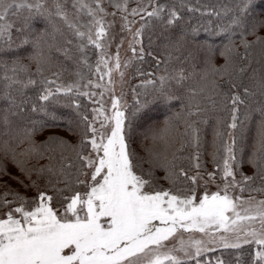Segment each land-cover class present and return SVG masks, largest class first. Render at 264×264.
<instances>
[{
  "label": "snow or ice",
  "instance_id": "snow-or-ice-1",
  "mask_svg": "<svg viewBox=\"0 0 264 264\" xmlns=\"http://www.w3.org/2000/svg\"><path fill=\"white\" fill-rule=\"evenodd\" d=\"M95 8L84 0H74L73 8L77 13L87 10L91 20L87 24H79L69 17L65 6L54 0V11L47 8L41 0H0V36L10 33L14 21L10 17H20L23 10H28V17L24 18L25 27L33 17H43L50 21L52 16L63 20L69 29L73 31L78 43L75 45L81 53L79 63L87 68L90 75L97 79H89L82 83L84 76L78 71L79 77L75 83L63 85L59 83L60 73H52L56 79H48L44 71L50 65L51 57L45 54L44 43L41 39L33 41V52L28 59L36 64V75L39 81L29 76L25 80L14 76H5L9 81L6 89L15 90L19 96H24V90L39 83L42 91L39 94L41 102L39 109L33 105L32 111L45 112L44 102L54 100L59 95L75 94L87 97L91 103L97 105L92 109V117L87 114L81 116L82 131L78 134L75 144H69L66 140L50 135L43 143H36L33 139L37 131L45 127H58L55 123L32 122L31 128L23 129L18 133L19 143L27 142L28 147L17 152L8 141L0 145V153L5 158L10 156L19 171L25 176L28 183L18 181L24 187L36 188L38 196L34 200H28L18 192L7 190L0 194V264H187L194 260L195 264H201V258L205 253L213 252L218 248L240 249L245 245L255 246L251 264H264V199L257 200L254 196L244 199L242 193L245 191L264 194V186L251 187V182L256 176H247L239 173L241 179L237 180L238 170L243 163L238 157L237 137L235 130L243 124L239 120L240 105L245 100L238 92H233L230 97L231 122L227 127L233 131L228 133L230 140H223V133L219 128L215 131L213 146L215 151L212 155L214 171L201 173L203 163L201 161L200 129L198 123L207 124L206 119L192 120L191 117L199 116L203 109L196 100L197 95L205 91L207 84L199 90L190 89L186 113L177 114L175 121L183 123V132H178L173 120L165 121L163 127L151 132L153 148L146 149L147 158L140 157L131 146V123L132 120L147 107L148 101H141L140 95L133 90L135 106L131 115L128 114L129 105L122 103L123 94H114L115 81L112 79L113 72H117L123 82L124 71L119 57V45L117 54L109 55L107 47V31L112 27L106 23L104 16L108 15L101 6L102 0H94ZM137 7L127 10L128 0H110L112 6L118 11L126 13L121 17V31L131 32V25L135 20H129L128 16H140V28L132 33L129 42L133 59L143 60L144 49L137 52L136 45L141 43V37L148 22L155 18L162 26L167 28L180 19L175 7H166L159 0H136ZM254 0H239L235 10L232 11V19L225 26H218L217 31L210 28L205 29L213 35L226 34L225 43L219 52L224 58V64L217 67L213 63L215 49L206 44V68L201 80L207 81L209 76L225 79L233 89L237 84L232 82L237 72L243 73L245 67L236 64V57L246 59V55L237 52L236 35L234 28H240V46L245 50L252 44L245 39L246 35L255 36L252 43L264 41V37L256 35L257 29L264 27V21L254 23L250 28L244 23ZM181 7H184L181 4ZM151 8L149 11L148 9ZM188 11H198L189 7ZM216 14L218 13H210ZM115 15V13H112ZM79 17L77 16V21ZM86 28V31H81ZM22 31V29H17ZM59 31V29H55ZM197 29H192L193 36ZM186 37L181 36L180 40ZM26 39L24 43H28ZM72 44V40L67 41ZM123 41H121L122 43ZM52 45H48L49 50ZM89 47L97 50L98 59L93 70L89 62L87 49ZM57 51H60L57 48ZM68 50H64L67 55ZM151 55V53H148ZM131 63L126 60L123 68ZM159 63V62H158ZM27 65H19L13 72H27ZM107 77V80H105ZM189 79L185 76L183 69L173 76L162 75L158 77L159 87L155 81L147 80L140 87L152 85L154 92L165 100L178 97L171 95L166 90L167 82L174 81L176 85ZM213 94L221 87L212 79L208 81ZM54 86V87H53ZM257 86L264 94V79L257 82ZM81 88L88 89L81 91ZM90 89H99V93ZM110 96V108L105 106L104 96ZM248 88H244V95H250ZM98 95L99 98H96ZM148 95V93H144ZM227 98V94H225ZM3 99L7 107L0 117L5 127L11 124L9 116L17 115L13 108L23 112L22 105L26 100L17 103V97L11 91L6 90ZM210 99V97H209ZM78 110L80 104L73 100ZM214 106V105H213ZM257 111L260 114L258 123V137L255 151L249 157L250 163L258 175L264 180V105ZM54 122L57 117L52 115ZM251 114L245 113V120H250ZM219 124V121L217 122ZM66 131L76 133L69 126ZM179 140L180 147L171 152L168 151ZM163 145L162 151H156L157 144ZM186 146L197 149L192 157H181L177 153L183 151ZM75 154L74 162L64 154L66 152ZM60 153L61 163L58 168L51 164L32 165L28 167V161L43 159L46 153ZM53 159L52 155L48 156ZM191 159L192 167L197 171L195 175H189L184 168H179L177 161ZM222 162V163H221ZM144 163L149 167L144 168ZM74 169V171H71ZM155 169L164 171V179L173 187L162 188L158 185L154 175ZM0 172H3L0 169ZM6 174V172H4ZM35 174V179L33 178ZM219 174L222 185H217V190L208 191L209 182H215ZM83 177V178H82ZM190 182L183 188H177L180 181ZM43 181L46 189L50 188L56 195H50L47 190H40V182ZM203 182L204 191L198 193ZM64 187H58L59 184ZM81 188L83 191H81ZM175 188V190H173ZM239 189L241 195H234ZM70 193V195H63ZM11 196L9 200L7 197ZM57 197H62L57 199ZM59 205L55 207L53 202ZM13 205H16L13 207ZM201 234L200 239L195 234ZM182 234H187L184 239ZM177 243L168 247L170 240L177 239ZM206 237L207 239H204ZM164 249H167L166 251ZM176 253H182L183 256ZM211 264V261L208 262ZM217 264L223 261L217 260Z\"/></svg>",
  "mask_w": 264,
  "mask_h": 264
},
{
  "label": "trees",
  "instance_id": "trees-1",
  "mask_svg": "<svg viewBox=\"0 0 264 264\" xmlns=\"http://www.w3.org/2000/svg\"><path fill=\"white\" fill-rule=\"evenodd\" d=\"M41 2L49 9L54 11V0H41ZM61 4L65 6L66 11L69 13V17L74 22L79 24H87L90 18L87 12L77 13L73 8L74 0H59ZM85 3L94 7V0H84ZM110 3V0H106ZM123 3V0H120ZM144 4L148 3V0H143ZM159 3L164 4L166 7H175L180 15V19L176 21L170 27H163L160 21L155 18L148 22L147 27L144 29L143 35L140 38V48L144 49L143 60L134 59L131 66V85L132 91L140 95L137 97L141 101L147 100L149 103L145 109H143L131 123V146L138 156H148L146 149L153 148V142L151 139V132L155 129L164 126L165 121L173 120L178 132H183L184 126L180 121H175L177 114L186 113L188 104V97L190 95V89H197L205 84L207 87L204 92L197 95L196 100L199 102V106L203 111L199 116L191 117L192 120L208 121L207 124L198 123L197 127L200 129L201 146L199 151L201 152V161L203 168L201 173L214 171V164L212 162V153L215 151L213 146L215 131L219 130L223 133V140H228V133L233 131L227 127L231 122V105L230 97L233 92H238L245 100V104L240 105L239 120L243 121V124L235 130L237 137V148L242 149V152H238V157L242 159L238 174L242 172L247 176H256V179L251 182V187L264 186V180L262 176L258 175L256 169L248 163L249 157L255 151V146L258 137V123L260 120V114L257 109L261 105H264V94L262 90L257 86V82L264 79V41L258 43H252L255 40V36L246 35L247 39L252 46L245 50L240 46V28H234L236 35L233 36L236 42L237 52L240 55H246V59L241 60L239 56L236 57V64L241 67H245L243 73L237 72L233 78L234 83L237 84V88L233 89L228 82L227 77L220 79L217 77L209 76L207 81L201 80V76L206 68V44H210L215 49V57L213 63L220 67L224 64V58L219 55L223 45L227 43L226 34L213 35L205 29L210 28L213 31L218 30V26L227 25L231 19L233 12L229 9L235 10L239 0H159ZM136 0H128L127 5H136ZM181 4L184 7H181ZM198 9V11H188V8ZM149 11L151 8L148 9ZM210 13H218L210 14ZM28 10H23L20 17H10L11 21H14V26L10 30V33L5 36H0V117L3 115V110L7 107V102L3 99V94L6 90L11 91L12 95L17 97V103L21 100L27 102L22 105L24 111L20 112L19 109L13 108L12 111L17 112V115L9 116L11 124L5 127L2 119H0V145L5 141L16 149L17 152L22 151L28 147L27 142L19 143L18 133H21L23 129L31 128L32 122H44L49 124L55 123L58 127H45L42 131H37L33 139L36 143L40 144L47 140L50 135H56L69 144H75L78 140V134L83 130L81 123V116L77 114H87L89 119L92 117V109L94 104L90 102L87 97L77 96L75 94L59 95L54 100L44 102L45 112L32 111L33 105L39 109L41 102L38 97L42 91V87L39 83L35 86H31L24 90L25 95L19 96L16 92L18 86H14L12 89H6V85L9 83L5 79V76L16 78L21 80H27L29 76L32 79L39 81L40 77L36 75V64L28 59L33 52V41L41 39L44 43L45 54L50 55V65L44 71V76L48 79H56L52 73H60L59 83L68 85L75 83L79 80L76 73L79 71L84 80L82 83H87L89 79H95V76L89 74L86 67L79 63L81 59V53L77 50L76 44L78 41L73 35V31L67 27L63 20L56 16H52L50 21L43 17L33 16L28 21V26L25 27L24 18L28 17ZM77 16L79 17L77 21ZM264 21V0H254L253 6L250 8L247 17L244 21L247 27H251L254 23ZM143 21L140 20L139 28ZM196 28L197 33L193 36L192 29ZM17 29H22L18 31ZM55 29H59L56 31ZM86 28H81V31H86ZM185 36L184 40H180L181 36ZM257 36L264 37V27H260L256 32ZM28 43H24L25 40ZM72 40V44L67 41ZM48 45H52L49 50ZM57 48L60 51H57ZM67 49V55L64 54V50ZM151 53V55H148ZM87 56L89 62L95 69V64L98 59L97 50L92 47L87 49ZM159 62V63H158ZM19 65H27V72H13V69ZM183 69L185 76L189 79L185 80L182 85H176L174 81L169 80L167 82L166 90L170 91L171 95L178 97L172 100H165L159 97L153 90L152 85H145L140 87L143 82L147 80L155 81V86L159 87L158 77L162 75L173 76ZM216 79L217 83L221 87L217 90V94H213L211 85L208 81ZM54 87V86H53ZM244 88H248L250 95H244ZM88 89L81 88V91ZM95 91V89H90ZM148 93V95H144ZM227 94V98L225 97ZM210 97V99H209ZM73 100L80 104V108L77 110L73 104ZM128 114L131 115L135 106V100L133 97L129 99ZM214 105V106H213ZM245 113L251 114L250 120H245ZM55 115L57 119L53 122L51 116ZM219 121V124L217 123ZM71 126L76 133H70L66 129ZM180 147V142H177L169 149L168 154L171 156V152ZM156 151H162L163 145L157 144L155 146ZM197 149L186 146L183 151L178 152L177 155L181 157H192L195 155ZM52 155L53 159L49 160L48 156ZM69 160H75V154L71 151L64 154ZM61 163L60 153H46L43 159L29 160L27 166L32 165L40 166L51 164L53 167L58 168ZM193 161L191 159H181L177 161L178 169L184 168L188 171L189 175H195L196 169L192 167ZM222 163V162H221ZM144 168L147 169L149 165L144 163ZM0 194H3L7 190L20 193L28 200H34L38 196L36 188L24 187L18 181H23L27 184L28 181L25 176L19 171L18 167L11 162L10 156L5 158L0 153ZM71 171H74L72 169ZM6 172V174H4ZM154 175L157 178L158 185L162 188L173 187L164 179L165 173L161 169H155ZM35 179V174H33ZM83 178V177H82ZM216 179H220L219 174ZM190 182L183 181L181 178L177 183V188H183ZM58 187L63 188L61 183ZM40 190H47L50 195H56L50 188L45 187L43 181L40 182ZM83 189L81 188V191ZM175 190V188L173 189ZM63 195H70V193H64ZM62 197H57L60 199ZM7 199L11 200L9 196ZM55 207H59L56 201L53 202ZM16 205H13L15 207ZM255 246L245 245L240 249H223L218 248L213 252L205 253L201 258V264H217V260L223 261V264H251L252 257L254 255ZM187 264H195L194 260L187 261Z\"/></svg>",
  "mask_w": 264,
  "mask_h": 264
},
{
  "label": "rangeland",
  "instance_id": "rangeland-1",
  "mask_svg": "<svg viewBox=\"0 0 264 264\" xmlns=\"http://www.w3.org/2000/svg\"><path fill=\"white\" fill-rule=\"evenodd\" d=\"M101 6L105 9V12L108 13V15L104 16V20L106 21V23H111L112 27L108 29L107 31V40L110 41V47H107V52L109 55L115 56L117 54V46L119 45V57H120V61H121V65H122V69L124 71V77H123V82H121L120 76L117 72H113L112 74V79L113 81H115L114 84V94L116 96H121V94H123V100L122 103H128L129 99H131L132 97V85H131V66L132 63L134 61L133 59V53L130 50L129 47V42L132 39V33L135 32V30L137 28H139L140 25V16H136V17H132V16H128L129 20H135V23H133L131 25V29L132 31H121V24H122V19L121 17L123 15H125L126 13H122L120 11H118L115 7H113L112 5H110L109 3L106 2V0H102ZM92 7V6H91ZM136 5H127V10L128 12L131 11L132 8H136ZM95 8V6L93 7ZM85 11L87 12V10L85 9ZM112 13H115V15H112ZM70 19H72L70 17ZM91 20V18H90ZM121 41H123L121 43ZM137 48V52H139L140 50V44L136 45ZM126 60H130L131 63L129 64V66L127 68H123V63ZM97 79V78H95ZM105 80H107V77H105ZM95 91L97 92V94L99 93V89H95ZM96 98H99L98 95ZM104 102H105V106L110 108L111 105V101H110V96L108 94H106L104 96ZM97 105H95L94 107H96ZM231 138L229 137L228 140H230ZM237 180H240L241 177L240 175H237ZM222 181L219 179H216L215 182H209L208 184V191L209 192H213L217 190V185L220 184L222 185ZM83 191V190H82ZM204 191L203 188V182H201V187L198 189V193L202 194ZM234 195H241V193L239 192V189L235 190ZM243 197L245 200H247L249 198V196H254L257 200L259 199H264V194L258 193V192H249V191H245L244 193H242ZM184 239H187L188 236L187 234H182ZM195 238L200 239L201 234L196 233L195 234ZM179 237H177V239L174 240H170L168 242V247H172L173 245H175L178 241ZM204 239H207L206 237H204ZM165 251L167 249H164ZM177 255L183 256L182 253H176Z\"/></svg>",
  "mask_w": 264,
  "mask_h": 264
}]
</instances>
